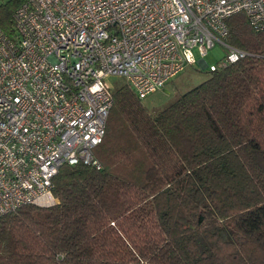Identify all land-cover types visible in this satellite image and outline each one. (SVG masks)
I'll use <instances>...</instances> for the list:
<instances>
[{
	"label": "trees",
	"instance_id": "trees-1",
	"mask_svg": "<svg viewBox=\"0 0 264 264\" xmlns=\"http://www.w3.org/2000/svg\"><path fill=\"white\" fill-rule=\"evenodd\" d=\"M24 0H0L13 35ZM247 56L157 112L111 93L101 168L63 166L55 204L0 216V264H264V32L226 20Z\"/></svg>",
	"mask_w": 264,
	"mask_h": 264
},
{
	"label": "built area",
	"instance_id": "built-area-1",
	"mask_svg": "<svg viewBox=\"0 0 264 264\" xmlns=\"http://www.w3.org/2000/svg\"><path fill=\"white\" fill-rule=\"evenodd\" d=\"M240 13L264 32V0H24L13 35L0 31V216L55 204L63 166L100 170L108 77L143 100L185 67L206 68L216 43L225 55L208 71L246 57L224 42Z\"/></svg>",
	"mask_w": 264,
	"mask_h": 264
},
{
	"label": "rangeland",
	"instance_id": "rangeland-1",
	"mask_svg": "<svg viewBox=\"0 0 264 264\" xmlns=\"http://www.w3.org/2000/svg\"><path fill=\"white\" fill-rule=\"evenodd\" d=\"M225 55V49L220 43L207 51L203 61L206 68H202L198 63L194 66L185 67L179 74L173 77L161 90L154 92L141 101L149 112H157L171 104L179 95L202 83L207 75L208 68L217 65ZM198 58L196 59V62ZM111 89L124 84L118 77L110 76L106 79Z\"/></svg>",
	"mask_w": 264,
	"mask_h": 264
},
{
	"label": "water",
	"instance_id": "water-1",
	"mask_svg": "<svg viewBox=\"0 0 264 264\" xmlns=\"http://www.w3.org/2000/svg\"><path fill=\"white\" fill-rule=\"evenodd\" d=\"M201 62V61H200ZM205 66L203 65V67L202 68H204Z\"/></svg>",
	"mask_w": 264,
	"mask_h": 264
}]
</instances>
